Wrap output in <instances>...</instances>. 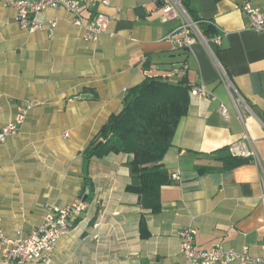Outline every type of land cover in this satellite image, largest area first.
<instances>
[{
  "label": "crops",
  "instance_id": "0c3cea01",
  "mask_svg": "<svg viewBox=\"0 0 264 264\" xmlns=\"http://www.w3.org/2000/svg\"><path fill=\"white\" fill-rule=\"evenodd\" d=\"M3 1L0 128L19 106L31 109L19 131L0 145V227L10 236H26L48 205L86 203L50 261L27 264H183L179 232L187 226L196 230V250L222 245L264 254V32L250 30L242 12L246 3L264 10V0H181L222 35L219 46L208 43L252 112L240 110L243 123L204 45L196 41L191 49L173 50L165 40L178 22L162 21L161 0H109L98 8L109 22L95 43L82 39V30L62 9L33 17L45 30L24 32L15 9ZM91 12L89 6L80 9L84 20ZM182 66L185 74L169 81L205 85L214 98L190 99L162 161L179 180L161 187L160 211L152 214L125 191L133 182L126 155L88 162L82 152L121 110L126 90L146 76H167ZM240 141L254 158L223 170L218 159Z\"/></svg>",
  "mask_w": 264,
  "mask_h": 264
},
{
  "label": "built area",
  "instance_id": "2783aa9c",
  "mask_svg": "<svg viewBox=\"0 0 264 264\" xmlns=\"http://www.w3.org/2000/svg\"><path fill=\"white\" fill-rule=\"evenodd\" d=\"M6 6L12 7L16 11V24L20 30L27 33L43 31L46 26L33 20L36 15H41L46 9H62L71 15V24L82 30V39L85 42L95 43L106 31L109 17L101 13L98 8L109 5V0H4ZM162 21H176L178 25L165 37L173 50L191 49V46L200 41L208 52L212 65L216 70L219 81L224 85L231 98L237 118L243 123L241 109L252 113L244 99L237 92L231 80L220 63L215 53L199 33L195 23L190 19L185 11L181 0H162ZM83 6L92 8L88 20H84L80 15ZM242 12L248 19V28L256 33L264 32V10L252 7L249 3L242 6ZM55 22H50L47 30L52 34ZM217 30V29H216ZM221 36L217 33L210 43L220 45ZM186 72V66L172 68L168 71V78H180ZM190 96L193 99L214 98L205 85L192 86ZM31 106L29 104L19 106L13 119L0 128V145L4 144L7 138L16 134L25 121ZM220 114L228 118L229 111L224 104L219 106ZM264 128V125L262 124ZM67 136V134H65ZM248 139V135L243 136V140ZM228 152L232 156L253 159L254 152L249 151L245 144L240 141L228 147ZM172 181L179 180L178 175H172ZM264 203V196L261 197ZM86 209V203L82 199H77L70 205L59 207L48 205L45 209L41 223L31 229L23 236L16 233L10 236L3 232L0 227V254L1 264H27L49 262L52 251L58 240L68 234L73 227V219H76ZM0 213V223H1ZM264 227V217L262 218ZM196 230L192 226L184 227L179 232V250L184 260L183 264H264V254L255 256L249 252L247 247L240 250L227 249L222 245H215L209 250H196L194 248V237Z\"/></svg>",
  "mask_w": 264,
  "mask_h": 264
},
{
  "label": "trees",
  "instance_id": "16d2710c",
  "mask_svg": "<svg viewBox=\"0 0 264 264\" xmlns=\"http://www.w3.org/2000/svg\"><path fill=\"white\" fill-rule=\"evenodd\" d=\"M183 7L200 35L210 41L217 34L213 23L197 18L187 5ZM190 88L185 80L173 83L168 76H146L140 84L126 90L121 110L109 116L82 152L88 162L111 154L126 155L133 182L125 191L136 195L141 207L152 214L160 211L161 187L171 183L162 161L172 145L180 120L187 114ZM223 153L218 159L223 170L252 160L232 156L228 149ZM140 232L142 238L147 237L143 215Z\"/></svg>",
  "mask_w": 264,
  "mask_h": 264
},
{
  "label": "water",
  "instance_id": "95a60500",
  "mask_svg": "<svg viewBox=\"0 0 264 264\" xmlns=\"http://www.w3.org/2000/svg\"><path fill=\"white\" fill-rule=\"evenodd\" d=\"M160 3H161V5H162V3H163L162 0L160 1ZM83 201H84V200H83Z\"/></svg>",
  "mask_w": 264,
  "mask_h": 264
}]
</instances>
